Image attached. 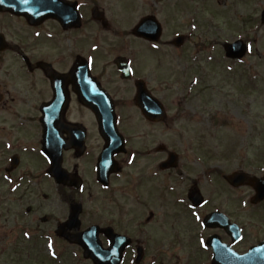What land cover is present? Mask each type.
I'll use <instances>...</instances> for the list:
<instances>
[{
    "label": "flooded vegetation",
    "instance_id": "obj_1",
    "mask_svg": "<svg viewBox=\"0 0 264 264\" xmlns=\"http://www.w3.org/2000/svg\"><path fill=\"white\" fill-rule=\"evenodd\" d=\"M15 1L0 0V264H95L89 253L95 246L104 251L97 254L104 264H214L210 238H218L222 248L216 264H249L247 254L264 242V202L250 203L255 190L222 181L208 196L205 186L189 180L178 195H164L154 166L159 169L174 150L153 147L160 124L142 117L150 134L136 137L123 127L140 115L136 82L145 81L154 94L135 58L141 59L144 46L150 58L158 45L135 39L140 44L125 79L117 64L133 50L125 43L111 45L107 10L102 9L105 20L92 18L95 0H25L28 16L16 12ZM48 7L70 19L66 26L48 18ZM108 95L127 145L114 160L85 103L99 99L94 103L107 108ZM133 139L145 148H133ZM113 161L116 174H110ZM135 163L137 174H127ZM162 173L190 176L180 166ZM215 212L221 214L217 226L207 227L205 219ZM253 216L258 227L249 226ZM225 218L240 227L238 238L224 228ZM95 227L98 240L91 234Z\"/></svg>",
    "mask_w": 264,
    "mask_h": 264
},
{
    "label": "rangeland",
    "instance_id": "obj_2",
    "mask_svg": "<svg viewBox=\"0 0 264 264\" xmlns=\"http://www.w3.org/2000/svg\"><path fill=\"white\" fill-rule=\"evenodd\" d=\"M97 1L103 4V0ZM140 1L143 6L141 14H156L166 28L167 37L178 31L196 35L188 51L182 53V59L169 50L160 60L159 87L156 90L171 110V121L175 119V123L172 129L157 127L152 140L155 146L163 143L183 153L184 170L187 173L190 171L191 176L178 183L161 174L156 178L157 184L163 186L160 191H167L164 195L173 196L182 191L189 179L198 180L206 187V194L211 196L217 177L218 181L222 177L216 173L210 175V169H217L222 174L239 169L253 171L250 166H258L257 154L264 149V27L260 25L264 0H253L257 1L256 6L253 2L248 4L247 0H166L165 3L172 6H168L170 9L164 0ZM107 8L112 18L121 20L126 28H131L141 15L138 14L137 0H107ZM248 13L251 17L255 14V26L244 24L249 19ZM247 36L253 39L250 42L251 52L245 58L244 67L239 68L238 77L229 76L224 67L206 64L203 55L212 51L221 52V41L233 42ZM111 41L114 44L121 40L112 36ZM209 46L211 49H208ZM195 51H199L197 59H201L202 63L191 73L190 65L185 63L191 62L184 57L190 58L189 54ZM211 58L228 66L215 53ZM247 68L255 80L249 79ZM195 79L198 80L197 88L186 92V85ZM253 86L256 89L258 86V89ZM132 127L135 135L142 131L138 122H134ZM134 143L135 148L143 147L141 140ZM193 149L197 150L196 153L191 151ZM140 162L143 165L146 160ZM168 186L174 187L176 192H169ZM154 195L159 196L157 192ZM255 214L259 215V212ZM253 221L257 219L254 217Z\"/></svg>",
    "mask_w": 264,
    "mask_h": 264
},
{
    "label": "water",
    "instance_id": "obj_3",
    "mask_svg": "<svg viewBox=\"0 0 264 264\" xmlns=\"http://www.w3.org/2000/svg\"><path fill=\"white\" fill-rule=\"evenodd\" d=\"M241 52V51H240ZM239 53H235V55L234 56H237ZM112 139H114V138H112ZM236 176H234V177H231V178H235ZM243 178L242 177H236V181H240V180H242Z\"/></svg>",
    "mask_w": 264,
    "mask_h": 264
},
{
    "label": "snow or ice",
    "instance_id": "obj_4",
    "mask_svg": "<svg viewBox=\"0 0 264 264\" xmlns=\"http://www.w3.org/2000/svg\"><path fill=\"white\" fill-rule=\"evenodd\" d=\"M248 50L251 51V45L248 46ZM25 235H28V233H25ZM49 247H51V245H49ZM54 255V253H53Z\"/></svg>",
    "mask_w": 264,
    "mask_h": 264
}]
</instances>
